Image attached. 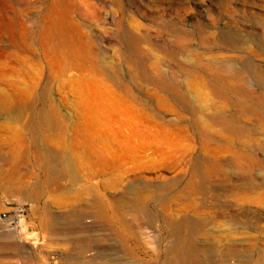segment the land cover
<instances>
[{
	"label": "rangeland",
	"instance_id": "374dc122",
	"mask_svg": "<svg viewBox=\"0 0 264 264\" xmlns=\"http://www.w3.org/2000/svg\"><path fill=\"white\" fill-rule=\"evenodd\" d=\"M51 2L0 0V176L40 188L0 179V215L24 209L19 230L0 218V264H264V0H66L128 86L112 115L45 57ZM21 98L62 129L34 133Z\"/></svg>",
	"mask_w": 264,
	"mask_h": 264
},
{
	"label": "bare ground",
	"instance_id": "6f19581e",
	"mask_svg": "<svg viewBox=\"0 0 264 264\" xmlns=\"http://www.w3.org/2000/svg\"><path fill=\"white\" fill-rule=\"evenodd\" d=\"M65 2L66 0H52L46 21L39 30L38 40L44 48L45 57L50 60L51 64L55 63L62 68L76 65L80 70L88 71V76L83 78L86 85L83 93L90 98V101L94 102L98 114L112 115L117 103L126 104L125 100L130 96L128 86L123 80L117 65L112 62H104L100 57L101 52L97 54L93 51L90 41L82 32L81 27L69 20V9H64L62 13L59 12V6ZM124 49L127 50L126 44ZM47 95L48 90L45 88L41 93L42 100L45 101ZM19 104H21L19 105L21 115L31 112V117L36 122L32 129L34 133L36 131L62 129L61 113L53 102L48 101L49 108L40 112H35L31 105H25L23 98H21ZM12 155L14 158H20L19 150L14 149ZM47 155L48 157L45 160L39 161L40 168L47 181L56 183L62 177V174L59 173V161L56 155L52 153ZM18 170L15 167L10 172L0 176L1 181H4L6 191L13 196L19 195L27 199H36L40 194L39 186L35 185L34 188L28 190L22 185H17ZM100 213L99 206L98 214L101 215Z\"/></svg>",
	"mask_w": 264,
	"mask_h": 264
},
{
	"label": "built area",
	"instance_id": "2783aa9c",
	"mask_svg": "<svg viewBox=\"0 0 264 264\" xmlns=\"http://www.w3.org/2000/svg\"><path fill=\"white\" fill-rule=\"evenodd\" d=\"M0 218L7 223V225L13 230H19L22 228V221L24 218V209L20 206L12 211L3 212Z\"/></svg>",
	"mask_w": 264,
	"mask_h": 264
}]
</instances>
